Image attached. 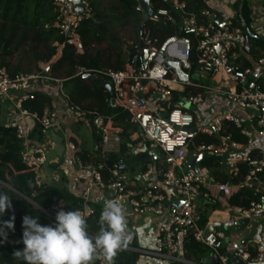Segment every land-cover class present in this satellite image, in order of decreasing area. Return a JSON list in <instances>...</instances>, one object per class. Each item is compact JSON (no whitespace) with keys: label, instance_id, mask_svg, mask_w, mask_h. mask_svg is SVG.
<instances>
[{"label":"built area","instance_id":"built-area-1","mask_svg":"<svg viewBox=\"0 0 264 264\" xmlns=\"http://www.w3.org/2000/svg\"><path fill=\"white\" fill-rule=\"evenodd\" d=\"M156 1L150 0L155 15L143 19V35L133 44L136 47L128 53L122 69L80 67L77 73L95 74L111 84V104L114 100L113 106L126 112L137 127L139 135L133 140L142 137L132 151L147 150L152 161L130 166L120 150L122 128L114 125L112 116L71 103L64 86L61 109L45 107L38 113L24 108L37 91L36 85L59 81L48 69L12 73L6 67L0 68V104H9L13 111L5 121L0 115V125L14 129L23 142L22 162L34 174L38 186L44 184L52 148L46 135L63 118L89 124L99 135L95 151L86 156L70 138L64 143L61 162L66 186L82 199V209L71 216L63 198L55 197L46 206L33 201L35 208L47 217L48 239L54 241L62 232L71 233L82 249L78 258L85 264H112L109 256L116 250L139 253L155 264H235L232 259L243 264H264V224L255 237L243 234L241 224L243 219L250 224L264 212V181L260 177L264 173V157L245 154L242 162L248 164L249 171L239 183L222 181L212 169H200V161L197 172L188 166L199 154L202 158L211 155L223 159L234 150H242L253 142L254 133L264 142V78L254 74L256 69L264 70V50L252 62L255 44L247 27L208 4L192 10L187 0H163L169 6H158ZM80 4L84 12L79 14L70 0H54L57 16L53 26L77 53L84 51L77 28L92 13L91 0H80ZM134 8L143 14L137 0ZM160 20L169 23L175 32L163 38L156 36L147 21ZM251 30L264 37V8L256 13ZM169 61L179 63L186 80L180 78ZM218 75L223 76L225 86L214 88L201 80L202 76L215 79ZM208 93L227 97L245 112V120L232 111H224L205 124L199 106ZM27 117L33 121L31 130L24 121ZM227 122L241 129L248 138L247 144L230 135L219 136L217 143H195L199 133L218 135ZM36 129L43 142L32 140L31 133ZM111 154H115L113 159ZM237 173L236 165L233 174ZM242 187L253 189L257 199L247 207L231 205L230 198ZM177 201H182L179 207L174 205ZM167 202L171 203L169 207ZM208 203H221L231 209L235 217L232 228L215 229L209 225L204 213ZM99 204L104 205L100 206L104 233L79 226L78 222L93 215L94 206ZM123 209L150 225L152 247L135 245L134 237L124 227L120 232L114 229L110 217L121 214ZM252 227L251 223L246 229ZM191 241L204 248L200 258L188 256L187 245Z\"/></svg>","mask_w":264,"mask_h":264},{"label":"trees","instance_id":"trees-1","mask_svg":"<svg viewBox=\"0 0 264 264\" xmlns=\"http://www.w3.org/2000/svg\"><path fill=\"white\" fill-rule=\"evenodd\" d=\"M107 0H91L92 13L86 16L79 24L77 32L84 42V51L77 53L73 46L69 45L66 36L53 26L57 12L54 6V0H0V30L3 31L10 27V33L7 38H1L5 43L3 49L6 53L7 47L15 40V36L19 30H23L20 34L29 36L28 32H32L31 40L35 43H45L51 48L45 57L50 61L56 54L58 48H61V55L53 64L51 74L56 73L63 66L68 68H99L111 67L116 70L122 69L125 65L119 61V55H115L117 61H114V55H108L104 61L98 52L91 54L89 47L91 45L107 43L109 46L119 42V39L112 34V23L105 19L103 14V2ZM121 10V22L126 23L132 20L135 25L136 34L139 37L143 22L141 12L135 10V0H111ZM190 4L192 0H187ZM158 6H169L163 0L156 1ZM193 9V8H191ZM195 10H198L195 9ZM240 17L244 22V26L250 27L253 17L250 14L248 4L243 0ZM154 33L159 38L171 35L175 29L167 22L147 21ZM4 34V33H3ZM255 46L257 44L264 48V41L254 39ZM134 47L131 51H134ZM7 67L12 73L9 64L1 61L0 68ZM66 75L71 77L73 83L71 89L65 90L71 103L80 105L85 109L95 110L104 116H112L114 125L123 129L122 135L128 128L137 127L130 122L129 115L111 104V93L107 91L101 84L100 79L91 80L77 75L73 71H67ZM53 76V75H52ZM70 82V81H69ZM64 85V84H63ZM50 106V98L43 92L35 91L33 98L24 103V108L42 113L45 107ZM230 135L232 139L243 144H247L248 138L241 129L235 124L227 122L223 130L218 135H208L199 133L195 139L196 144L201 143H217L219 136ZM97 141L99 135L96 134ZM142 137L139 136L138 140ZM136 141V142H137ZM126 143L123 144V150L127 149ZM23 142L17 137L16 132L12 128L0 125V264H84L78 258L81 248L69 232H62L59 239L51 241L46 233L48 230V222L46 215L30 203L25 197L39 203L42 206L50 204L55 197L63 198L67 202L70 215L74 216L82 209V199L69 192L66 185L55 187L51 191L44 183L38 186L34 179V174L27 170L22 162L21 151ZM86 156V152L83 151ZM132 160L135 168L139 161L148 163L153 160V156L147 151H133ZM250 155H258L257 150L249 151ZM111 159L115 154H111ZM222 158L218 156L205 155L200 160V166L203 168L217 170L221 165ZM159 162V161H158ZM238 173L232 175L231 178L224 177L222 181L231 180L239 183L249 171L246 162L237 165ZM214 173L218 175L216 172ZM9 176L10 178H8ZM264 181V173L260 175ZM66 180V177H64ZM18 191L20 194L16 193ZM257 193L253 189L242 187L234 194L229 202L231 205H239L247 207L250 202L257 199ZM95 212L78 222L79 226H85L90 232L96 231L104 233V216L103 209L95 205ZM207 217L204 216V221ZM137 245L136 242H134ZM188 256L193 255L200 258L204 248L195 241H191L187 245ZM141 255L136 252L126 250H116L111 253L109 260L112 264H138Z\"/></svg>","mask_w":264,"mask_h":264},{"label":"rangeland","instance_id":"rangeland-1","mask_svg":"<svg viewBox=\"0 0 264 264\" xmlns=\"http://www.w3.org/2000/svg\"><path fill=\"white\" fill-rule=\"evenodd\" d=\"M191 1V0H189ZM136 3V0H135ZM240 3V2H239ZM238 5V2L235 3ZM203 0H192L191 8L192 10L199 9L202 7ZM235 5V6H236ZM103 14L105 19L109 20V22L112 23V34L115 35L119 42H115L114 45L109 46L107 43H102L100 45L94 44L91 45L88 49L91 54H94L95 52H98L101 57L102 61L106 59L108 55H114L113 60L117 61V58L115 55H119L120 58L119 61L123 62L126 61L128 53L131 51V48L133 47V44L137 40L138 36L136 34V29L134 22L132 20H128L126 23L121 22V10L119 7L111 0H107L103 2ZM143 15V14H142ZM144 19V17H143ZM239 23V22H238ZM23 32V30H19V33L15 36V40L12 42L10 46H8L6 49L7 51H12L11 53H6L3 47H5L4 41H2L1 38H7L8 34L10 33V27L5 29L2 33L0 30V63L1 61H5L9 64V67L12 68L13 71L18 72H28V73H36L41 72L43 69H48L52 71L53 64L56 62V60L61 55V49L58 48L55 56L50 60H45V57L50 52L51 48L48 44L45 43H35L31 40V36L33 35L32 32H28L29 36H23L20 34ZM7 68V67H6ZM73 71L74 74L78 73V68H68L66 66H63L60 70H57L56 73H53V77L57 78L58 82H45L51 85L52 87H55L56 84L62 83L64 84V90L67 91V89H71L73 83L71 82V77H68L66 75L67 71ZM201 80L205 81V83L209 84L210 86L214 88H220L226 85L223 76L218 75L215 77V79H208L205 76L201 77ZM70 81V82H69ZM210 103L209 108L206 112L202 110V106H199V109L201 110L203 116H204V123H211L210 120H207V116H213L218 112V110H226V111H232L235 114L239 115L241 119L245 120L246 115L244 111H241L238 109L234 104L228 100L227 97L223 95H219L217 93H208L205 98V102L203 105H207ZM75 121V120H74ZM76 123V122H74ZM246 126H248V123H245ZM80 130V134L75 132V135L73 136L72 140L77 143L78 146H81L80 151L85 150V145L88 144L89 150L84 151L86 152V155L91 154L95 151V146H93V140L91 138L89 126L85 123L77 126ZM123 131V129H122ZM126 136L123 137L120 135V150L121 154L126 158L130 166L134 165V160H132L133 157V148L136 146V141L133 140V137H137L139 135L138 130L136 128H128L125 132ZM94 139L97 140L96 134L93 135ZM87 139V141L85 140ZM89 140V143H88ZM126 143L127 149L123 150V144ZM264 143V142H263ZM84 147V148H83ZM144 164V161H139L138 165L142 166ZM50 166V165H49ZM51 168H46V176L44 179V183L47 185V188L51 191L53 188L58 187V185H63L66 181L63 177V172L60 169V166L58 164L51 165ZM200 169H203V167L200 166ZM233 166L231 164H228V162L225 159H222L221 165L217 170L215 171L219 177V179H223L224 177L231 178L233 175ZM213 171V169H212ZM10 178L9 176H7ZM0 180V184H1ZM18 192V191H17ZM16 192V193H17ZM19 193V192H18ZM219 207L217 210H222V206L218 205ZM224 211L228 209H223ZM210 216V215H209ZM219 224V221L217 219L212 218L209 221V225L213 227L214 225ZM84 263V262H83ZM85 264V263H84Z\"/></svg>","mask_w":264,"mask_h":264},{"label":"crops","instance_id":"crops-1","mask_svg":"<svg viewBox=\"0 0 264 264\" xmlns=\"http://www.w3.org/2000/svg\"><path fill=\"white\" fill-rule=\"evenodd\" d=\"M245 1L248 4L250 14L253 18H255L256 13H259V11H261V9L264 8V0H245ZM237 2H238V5L235 4ZM203 4L204 5L208 4L212 6L214 9L218 10L220 13H222V15L226 17L233 16L237 21L239 20L243 21V19L240 17L243 0H203ZM241 23L244 24V22H241ZM251 29H252V24H251ZM262 50H264V48L261 45L257 44L255 46L253 54L250 57V60L252 62H255V60L257 59L258 55L261 53ZM254 74H255V77L262 76V78H264V70L256 69ZM35 89L49 96L50 106L48 107L61 109V107L63 106L64 100H65V96L63 94L64 90H63L62 83L56 84L55 87H52L48 83L44 82L42 84L36 85ZM201 106L200 107L202 108V110L206 112L210 106V103H208L206 106L203 104ZM224 111L226 110H223V111L218 110V112H216V114H214L213 116L211 115L207 116L208 117L207 120L211 121L215 115L222 113ZM12 112L13 111L9 104H6V103L0 104V115H1L2 121H5L9 116L13 115ZM24 121H25L27 128L31 130L33 126V121L28 117ZM74 122L76 121L72 119L63 118L59 126L54 128L51 132H48L46 135L47 138H49V141H51L52 143V148L49 151V163L47 164L46 168L50 169L51 165L53 166V165L58 164L60 166L61 171L63 172V177H65V174H64V169L62 166L61 158L64 153L65 140L67 138H70L72 140L73 136H77L75 135V132L80 134V130L79 128H77V126L79 125L80 127L81 124H83V122H76V123ZM87 125L89 126V130H90L89 136L91 135V138L93 140V146H95L96 139H94L93 135L96 133L92 126H90L89 124ZM31 138L32 140L37 141V142L44 141V138L41 136V134L39 133L37 129L34 132L32 131ZM85 140L87 141V139ZM88 143H89V140H88ZM78 148L80 149L82 147L78 146ZM85 150L86 151L89 150L88 144L85 145ZM251 150H257L258 154H261V156L264 157V143L262 139L256 133L253 134V142L250 145L244 147L242 150L232 151L229 155L225 156L223 159H225L228 162V164H231L233 168H235L236 165H238L239 163H242L243 157L245 156V154H247ZM64 185H67V179L63 185H58V187H62ZM218 205H221L223 207L222 210L216 211V209L219 207ZM98 206L104 207V205L102 204H99ZM223 209H228V210L224 211ZM204 213L207 215L209 221L212 218L217 219L219 221V224L214 225L212 228L226 229V228H232L233 226V223L235 220L233 212L231 211V209L227 208L221 203H217V204L208 203V205H206L204 209ZM110 218H111L112 226L114 227V229L117 232H120L123 230V227H124L126 231H128L134 237V240L137 243V246H140V247H147V246L152 247L153 246V237L151 233L152 228H150V225H148L144 219H136L135 217L131 216V214H129L127 209H123L121 211V214H118V213L114 214ZM251 223L253 226L252 229L247 230L246 229L247 226L250 225ZM251 223L249 224L248 222L246 224V227H242L244 231L243 234L245 235L247 234L249 237H255L261 225L264 224V212L254 217ZM145 263L155 264V261H153L152 259L142 257L140 259V264H145Z\"/></svg>","mask_w":264,"mask_h":264},{"label":"water","instance_id":"water-1","mask_svg":"<svg viewBox=\"0 0 264 264\" xmlns=\"http://www.w3.org/2000/svg\"><path fill=\"white\" fill-rule=\"evenodd\" d=\"M71 2H73L75 4V9L76 11L80 14V13H83L84 12V8L83 6L80 4V0H70ZM138 4H140L142 6V9H143V17L145 20H149V18L153 15H155L154 13V10L153 8L150 6V0H137ZM247 30L248 32L251 34V36L254 38V39H260L262 41H264V37H261L257 34H255L254 32H252L251 28L250 27H247ZM140 35L142 36L143 35V27H141V33ZM139 45H141V42L139 43ZM169 64L176 70V72L178 73V75L180 76V78L182 80H186L187 78V75L181 70L180 68V65L179 63L177 62H172V61H169ZM48 72H50V70H48ZM83 77H86V78H89L91 80H95L97 77L95 74H91V73H86L83 75ZM195 79H197V75H194L193 76ZM100 84L107 90L111 93L112 91V86L111 84L106 80V79H100ZM112 103L114 105V100H112ZM193 109V107H192ZM139 132H141V129H139ZM95 144H97V140H95ZM156 159H159L158 155L155 156ZM202 158V155L199 154L197 156H195L191 161L190 163H188V166L193 169L194 171H198L197 169V163L201 160ZM17 192V191H16ZM18 193V192H17ZM20 194V193H18ZM22 195V194H20ZM25 197L30 203L33 204V200L27 198L26 196H23ZM182 204V201H177L174 203V205L176 207H179L180 205ZM171 203L170 202H167L166 203V206H170ZM249 222L248 219H243L241 220V224H242V227H245L246 224ZM232 262L235 263V264H243V261L241 260H236V259H232Z\"/></svg>","mask_w":264,"mask_h":264}]
</instances>
